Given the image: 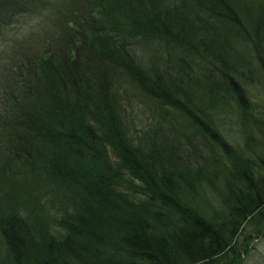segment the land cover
I'll return each mask as SVG.
<instances>
[{"label":"trees","instance_id":"1","mask_svg":"<svg viewBox=\"0 0 264 264\" xmlns=\"http://www.w3.org/2000/svg\"><path fill=\"white\" fill-rule=\"evenodd\" d=\"M49 1L0 0V29ZM60 12L0 88V264H237L264 232V0Z\"/></svg>","mask_w":264,"mask_h":264},{"label":"rangeland","instance_id":"2","mask_svg":"<svg viewBox=\"0 0 264 264\" xmlns=\"http://www.w3.org/2000/svg\"><path fill=\"white\" fill-rule=\"evenodd\" d=\"M68 1L50 0L43 8L22 13L14 21L0 29V88L8 78L7 75L4 80L7 71H10L12 66L14 67L22 52H32L38 48L46 31L50 30L55 21L60 22V11L67 6ZM60 2L63 4L61 7L59 6ZM68 6L70 7V5ZM252 95L254 111L258 115L264 116L263 91L255 89ZM233 127L237 126L233 124ZM231 131L234 133L237 129L233 128ZM233 135L239 140L238 134ZM237 264H264V232L255 239L250 249Z\"/></svg>","mask_w":264,"mask_h":264}]
</instances>
